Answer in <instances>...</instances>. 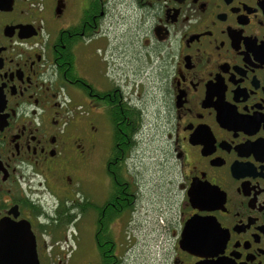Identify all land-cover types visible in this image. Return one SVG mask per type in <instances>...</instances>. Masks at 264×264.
Listing matches in <instances>:
<instances>
[{"label": "flooded vegetation", "instance_id": "1", "mask_svg": "<svg viewBox=\"0 0 264 264\" xmlns=\"http://www.w3.org/2000/svg\"><path fill=\"white\" fill-rule=\"evenodd\" d=\"M145 80L173 185L158 264H264V0H0L5 246L59 264L71 237L66 262L122 263Z\"/></svg>", "mask_w": 264, "mask_h": 264}, {"label": "rangeland", "instance_id": "2", "mask_svg": "<svg viewBox=\"0 0 264 264\" xmlns=\"http://www.w3.org/2000/svg\"><path fill=\"white\" fill-rule=\"evenodd\" d=\"M119 29L121 26H118ZM143 86L144 89L140 90L143 121L136 148L127 160L128 174L130 176L132 174V180L138 183L137 205L140 210L133 217L131 216L130 220L127 215L123 217V229L117 239V251L121 257L119 259L121 264H158L157 252L160 245L156 244L165 240L164 236L158 235L156 231L158 223H161L158 211L163 207V200L169 190L173 189V185L168 180L169 170L166 169L171 161H169V154L165 155L164 152L165 128L163 119L158 115L160 113L158 112V94L154 84H147L145 80ZM99 146L108 153L111 147V136L105 134ZM82 232L87 234V231ZM68 245H63L66 248L59 250V258L63 261L59 264H74L72 260L66 262L68 251L73 245L71 237L68 239ZM86 252L89 260L94 261V264L97 261L98 264L94 250L89 248Z\"/></svg>", "mask_w": 264, "mask_h": 264}, {"label": "water", "instance_id": "3", "mask_svg": "<svg viewBox=\"0 0 264 264\" xmlns=\"http://www.w3.org/2000/svg\"><path fill=\"white\" fill-rule=\"evenodd\" d=\"M11 226L13 225H9L8 221L2 220L0 222V264H11L10 262L13 260H16L18 264H37L33 246L22 249H12L5 246V231ZM23 259L27 260L26 263H21Z\"/></svg>", "mask_w": 264, "mask_h": 264}, {"label": "trees", "instance_id": "4", "mask_svg": "<svg viewBox=\"0 0 264 264\" xmlns=\"http://www.w3.org/2000/svg\"><path fill=\"white\" fill-rule=\"evenodd\" d=\"M142 121H143V115H142V118L140 120V118H138L136 121H135V124H134V127L132 128V130L129 132V137H130V140L128 143L124 144L123 146V156L121 157V161L122 163H125L126 162V158L132 153L133 151L135 150L136 148V145H137V142H136V137L137 135L139 134L140 132V127H141V124H142ZM122 140V139H120ZM118 141V139L115 140V142ZM123 141H126V139H123ZM116 144V143H115ZM119 148V147H118ZM114 149V147H113Z\"/></svg>", "mask_w": 264, "mask_h": 264}]
</instances>
